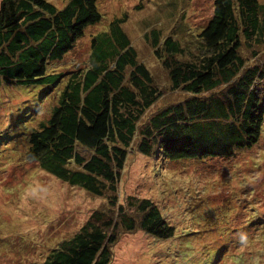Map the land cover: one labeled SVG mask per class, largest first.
Listing matches in <instances>:
<instances>
[{
  "label": "trees",
  "instance_id": "trees-1",
  "mask_svg": "<svg viewBox=\"0 0 264 264\" xmlns=\"http://www.w3.org/2000/svg\"><path fill=\"white\" fill-rule=\"evenodd\" d=\"M125 18H114L92 36L87 60L79 67L66 59L86 29L101 22L98 0H65L62 8L50 0H1L0 89H35L29 93L31 107L17 110L21 124L12 132L9 154L23 144L24 161L105 201L38 264H112V249L123 231L141 232L155 242L177 234L195 238L198 231L191 228L177 233L151 199L129 196L120 202L117 187L129 155L163 163L225 159L252 149L261 138L264 96L258 85L264 81V55L257 48L264 45V4L212 0V15L194 36L198 50L188 58L173 36L160 30L145 34L168 74L163 87L139 61L122 29ZM177 92L186 97L156 107L165 94ZM252 205L240 228L264 243V209L256 201ZM223 232L224 242L209 262L207 252L190 242L174 253L175 261L171 254L165 260H264L262 250L235 261L230 247L246 241L231 240L233 232L225 226Z\"/></svg>",
  "mask_w": 264,
  "mask_h": 264
},
{
  "label": "rangeland",
  "instance_id": "rangeland-1",
  "mask_svg": "<svg viewBox=\"0 0 264 264\" xmlns=\"http://www.w3.org/2000/svg\"><path fill=\"white\" fill-rule=\"evenodd\" d=\"M257 1L264 4V0ZM50 2L57 8L65 4V0ZM98 8L101 22L86 29L66 61L79 62L82 67L92 36L105 30L114 18L125 16L124 33L154 82L163 87L168 84V74L144 35L160 30L164 36H173L188 58L189 52L198 50L194 36L210 19L212 0H98ZM257 53L264 55V45L257 48ZM258 87L264 96V81ZM11 90L12 93L5 87L0 89V264H38L61 240L70 238L92 211L103 208L105 201L69 186L36 163L24 161L23 144L15 145L14 152L9 154L15 140L12 132L21 124L16 113L31 107L30 95L35 89L24 88V93ZM164 96L156 107L180 102L186 94ZM129 156L117 187L120 202L129 196L151 199L165 219L178 228L177 233L185 228L198 233L193 239L177 234L171 240L155 242L141 232L123 231L112 249V264H170L165 257L171 254V261H175L172 256L179 255L177 251L183 249L184 242L205 250L204 258L209 262L227 235L223 226L232 230L231 240L239 242L244 237L246 241L237 243V248L230 247L235 261L240 262L239 256L243 261L249 260L264 250L263 241L253 239L254 232L245 233L240 228L249 219L246 214L254 201L258 209H264V125L259 143L232 158L163 163L136 153ZM197 220L201 222L197 224ZM248 240L251 242L247 243ZM208 242L211 243L206 245ZM253 262L264 264L257 257ZM226 264L236 263L230 259Z\"/></svg>",
  "mask_w": 264,
  "mask_h": 264
}]
</instances>
